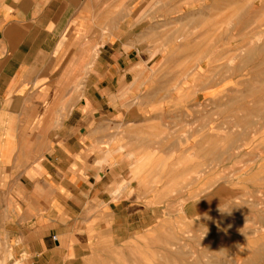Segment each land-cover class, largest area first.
Returning a JSON list of instances; mask_svg holds the SVG:
<instances>
[{
    "label": "crops",
    "instance_id": "obj_1",
    "mask_svg": "<svg viewBox=\"0 0 264 264\" xmlns=\"http://www.w3.org/2000/svg\"><path fill=\"white\" fill-rule=\"evenodd\" d=\"M228 16L264 22V0H0V264L81 260L98 214L129 215L133 144L192 123L190 95L173 109L181 96L146 92L154 50L206 48L208 22Z\"/></svg>",
    "mask_w": 264,
    "mask_h": 264
},
{
    "label": "rangeland",
    "instance_id": "obj_2",
    "mask_svg": "<svg viewBox=\"0 0 264 264\" xmlns=\"http://www.w3.org/2000/svg\"><path fill=\"white\" fill-rule=\"evenodd\" d=\"M232 19L208 22L206 48L199 40L154 50L161 76L146 92L181 96L173 109L190 95L192 123L168 119L159 148L133 144L132 155L145 156L142 174L133 169L141 180L126 183L132 211L112 221L98 214L91 247L62 264H264V22ZM122 184L113 181V192Z\"/></svg>",
    "mask_w": 264,
    "mask_h": 264
},
{
    "label": "built area",
    "instance_id": "obj_3",
    "mask_svg": "<svg viewBox=\"0 0 264 264\" xmlns=\"http://www.w3.org/2000/svg\"><path fill=\"white\" fill-rule=\"evenodd\" d=\"M53 239H54L55 241H57V239H56L55 237H54Z\"/></svg>",
    "mask_w": 264,
    "mask_h": 264
},
{
    "label": "bare ground",
    "instance_id": "obj_4",
    "mask_svg": "<svg viewBox=\"0 0 264 264\" xmlns=\"http://www.w3.org/2000/svg\"><path fill=\"white\" fill-rule=\"evenodd\" d=\"M165 260V259H164Z\"/></svg>",
    "mask_w": 264,
    "mask_h": 264
}]
</instances>
